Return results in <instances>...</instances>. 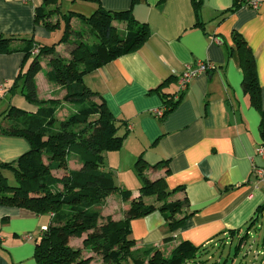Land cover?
Wrapping results in <instances>:
<instances>
[{"label":"crops","instance_id":"obj_1","mask_svg":"<svg viewBox=\"0 0 264 264\" xmlns=\"http://www.w3.org/2000/svg\"><path fill=\"white\" fill-rule=\"evenodd\" d=\"M244 1L203 0L197 17L192 0H100L107 11L131 10L135 19L151 30L140 49L84 77V83L124 124L119 132L126 134L124 145L106 154L105 170L132 198H138L142 181L136 164L142 157L150 166V172L144 173L149 180L164 178L168 191L178 190L174 199L186 197L189 203L177 216L185 218L184 225L174 232L158 210L133 220L137 249L160 250L168 257L184 242L209 248L205 254L237 243V256L254 230H264V216L250 227L264 205V187L252 175L255 166H264V158L257 154L264 142V116L243 90L244 72L233 39L235 34L242 36L253 52L264 111V0L258 10L246 7ZM43 2L0 0V36L50 43L52 32L36 22V10ZM68 3L85 2L63 0V12L73 11H66ZM86 4L93 5L94 11L98 7ZM28 62L24 53L0 54V115L9 105L29 113L37 111L20 94L10 91ZM198 62H208L215 69L193 79L180 104L163 119L156 118L154 113L164 102L155 90L172 79L163 90L175 92L177 79ZM46 71L44 60L35 80L39 97L45 100L52 99ZM29 149L23 138L0 136L2 163L17 161ZM76 159L72 170L81 168ZM114 197L101 207L108 212L102 216L120 221L129 202L122 196L121 201H114ZM50 222V215L37 216L0 205V264H37L36 240ZM28 235L33 239L27 240ZM83 240L75 242L73 238L70 245L81 248ZM261 256L260 264H264V250Z\"/></svg>","mask_w":264,"mask_h":264},{"label":"trees","instance_id":"obj_2","mask_svg":"<svg viewBox=\"0 0 264 264\" xmlns=\"http://www.w3.org/2000/svg\"><path fill=\"white\" fill-rule=\"evenodd\" d=\"M72 1L95 3L98 7L87 17L78 12H63V0H44L36 10V22L48 31L54 32L65 25L58 43L0 36V54L24 53L29 60L15 79L11 94H20L37 108L35 113H29L9 105L0 115V136L23 138L30 145L29 151L17 161L0 162V205L29 210L37 216L50 215L47 230L36 240L37 264H199L209 248L184 242L168 257L160 250L136 248L131 229L133 220L158 210L174 232L184 225L185 218L177 219V216L189 203L186 197L174 199L178 190L168 191L164 178L149 180L144 173L150 166L142 157L136 164L142 181L140 196L132 198L130 191L116 184L114 175L105 170L106 154L123 147L126 134L119 132L124 124L113 116L105 100L84 83L85 75L140 49L150 36V27L138 22L131 10L107 11L100 0ZM192 2L199 17L203 0ZM73 19H79L86 30L75 31ZM116 23L124 24L123 28ZM90 38L94 40L92 43L88 42ZM233 39L244 72L243 90L264 116L253 52L242 36L235 34ZM61 46L69 49L61 53ZM44 60L47 80L65 91L64 102L80 105L77 112L64 119L58 115V100L39 97L35 78L42 71ZM171 82L172 79L155 90L164 102L163 116H155L158 119L173 111L185 94H179L178 88L173 93L164 91ZM261 132L264 141V122ZM72 155L81 164L79 170L68 167ZM6 171L13 173L15 185L8 183ZM54 171L64 173L55 176ZM115 194L129 202L120 221L104 217L100 211ZM263 214L264 205L258 209L250 227L260 223ZM84 236L82 248L70 245L73 238ZM84 251L91 255L86 256Z\"/></svg>","mask_w":264,"mask_h":264},{"label":"rangeland","instance_id":"obj_3","mask_svg":"<svg viewBox=\"0 0 264 264\" xmlns=\"http://www.w3.org/2000/svg\"><path fill=\"white\" fill-rule=\"evenodd\" d=\"M67 10H73V11H77L80 13H83L85 16L89 17L93 14V5L90 4H86V3H77V4H71L68 3L66 6V11ZM118 25L119 28H123L124 24H119L116 23ZM72 28L75 31H80V30H86V27L81 23V21L79 19H75L73 21V25ZM64 29H65V25L63 24L61 26L60 29L55 30L54 32H52L53 34V39L50 41L51 44L53 43H58L60 41V39L62 38L63 34H64ZM92 41H94L92 38L88 39V42L92 43ZM67 49H69L68 47H64L61 46L60 47V52L64 53ZM50 86V91L51 92V96L52 99L58 100L59 101V107H60V111H59V118L60 119H64L68 116H70L71 114L77 112L80 108V105H76L74 103H70V102H64L63 98L65 96V91L63 90H58L54 87ZM77 158V157H76ZM75 158V155L70 156L69 161H68V167L71 168L72 166H74L75 164H77V159ZM149 168L147 167L145 169V172H148ZM150 172V171H149ZM6 177L8 178V183L10 185H15L16 180L15 177L13 175V173L6 171L4 172ZM64 173V171H54V175L55 176H62V174ZM121 195L119 194H115L114 197V201L116 199L121 201ZM117 204H120V202H117ZM113 206H115V203L113 204ZM107 209V208H106ZM101 211V208H100ZM101 213H103V215L107 214V210L101 211ZM263 236H264V230H254L253 233L250 235L249 241L243 246V248L241 249V251L239 252V255H235L236 251H235V246H227L226 249H224L223 251H210L207 254L203 255L199 260V264H223L224 262L227 261V264H260L261 260H262V252L264 250L263 247ZM85 238V236L83 237ZM83 238L75 239V242H77L78 240H82ZM84 241V240H83ZM76 243L73 244V246ZM81 248L83 247V243L81 242ZM84 254H86V256H90L91 254L88 251H84Z\"/></svg>","mask_w":264,"mask_h":264},{"label":"built area","instance_id":"obj_4","mask_svg":"<svg viewBox=\"0 0 264 264\" xmlns=\"http://www.w3.org/2000/svg\"><path fill=\"white\" fill-rule=\"evenodd\" d=\"M261 6V0H247L246 7L258 10ZM35 53H38L36 50ZM215 69V66L208 62H198L194 67L187 68L183 74L179 77L178 80V93H185L192 82L198 75L207 74ZM154 116L161 117L163 116L162 108L154 113ZM257 154L264 158V144H262L257 149ZM253 178L256 180L257 184H260L264 187V166H255L252 172ZM264 216V214H263ZM47 228L44 227L43 231H46ZM27 240L33 239L32 235L25 237Z\"/></svg>","mask_w":264,"mask_h":264}]
</instances>
